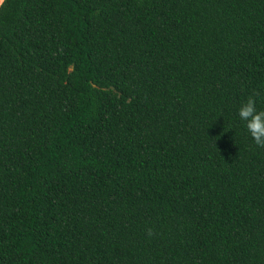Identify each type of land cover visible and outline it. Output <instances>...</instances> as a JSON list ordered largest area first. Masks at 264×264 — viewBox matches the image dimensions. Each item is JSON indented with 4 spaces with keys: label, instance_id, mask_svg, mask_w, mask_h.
Wrapping results in <instances>:
<instances>
[{
    "label": "trees",
    "instance_id": "1",
    "mask_svg": "<svg viewBox=\"0 0 264 264\" xmlns=\"http://www.w3.org/2000/svg\"><path fill=\"white\" fill-rule=\"evenodd\" d=\"M249 96L264 0H0V264H264Z\"/></svg>",
    "mask_w": 264,
    "mask_h": 264
},
{
    "label": "clouds",
    "instance_id": "2",
    "mask_svg": "<svg viewBox=\"0 0 264 264\" xmlns=\"http://www.w3.org/2000/svg\"><path fill=\"white\" fill-rule=\"evenodd\" d=\"M238 116L248 136L257 144L264 146V109L257 107L256 100L249 96L238 108ZM151 235V230H149Z\"/></svg>",
    "mask_w": 264,
    "mask_h": 264
},
{
    "label": "water",
    "instance_id": "3",
    "mask_svg": "<svg viewBox=\"0 0 264 264\" xmlns=\"http://www.w3.org/2000/svg\"><path fill=\"white\" fill-rule=\"evenodd\" d=\"M3 1H4V0H3ZM3 1H1V3H2Z\"/></svg>",
    "mask_w": 264,
    "mask_h": 264
},
{
    "label": "bare ground",
    "instance_id": "4",
    "mask_svg": "<svg viewBox=\"0 0 264 264\" xmlns=\"http://www.w3.org/2000/svg\"><path fill=\"white\" fill-rule=\"evenodd\" d=\"M3 1V0H2Z\"/></svg>",
    "mask_w": 264,
    "mask_h": 264
},
{
    "label": "rangeland",
    "instance_id": "5",
    "mask_svg": "<svg viewBox=\"0 0 264 264\" xmlns=\"http://www.w3.org/2000/svg\"><path fill=\"white\" fill-rule=\"evenodd\" d=\"M2 1V0H1Z\"/></svg>",
    "mask_w": 264,
    "mask_h": 264
}]
</instances>
